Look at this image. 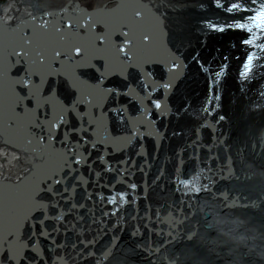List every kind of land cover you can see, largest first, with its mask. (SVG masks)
<instances>
[{"label": "bare ground", "instance_id": "bare-ground-1", "mask_svg": "<svg viewBox=\"0 0 264 264\" xmlns=\"http://www.w3.org/2000/svg\"><path fill=\"white\" fill-rule=\"evenodd\" d=\"M231 2L0 6L4 23L35 27L29 45L20 30L0 31V53L23 51L9 74L2 61L0 122L28 148L0 136V181L36 176L0 190L8 264H264V56L240 75L250 48L232 27L249 13L227 12ZM8 75L22 89L10 92ZM19 89L21 114L11 108ZM223 213L237 220L217 226L230 243L214 224Z\"/></svg>", "mask_w": 264, "mask_h": 264}, {"label": "water", "instance_id": "water-1", "mask_svg": "<svg viewBox=\"0 0 264 264\" xmlns=\"http://www.w3.org/2000/svg\"><path fill=\"white\" fill-rule=\"evenodd\" d=\"M31 20H34L33 18H31V17H28V18H26V19H24V20H19L18 22H17V24L15 25V26H13V25H9V24H6V23H4L3 22V20H1L0 19V31L1 32H4V33H8V32H12V31H17V30H20L19 32V35H20V39L22 40V42L26 45V44H28L29 45V42H30V37L31 36H24V33L25 34H28V33H32V31L34 30V28H32V27H30L29 26V22H31ZM9 26H11V29H10V27ZM23 37H25V38H23ZM20 39H18V40H20ZM18 46H17V44L12 48V50L10 51V52H1L0 53V68H3L2 70H0V73H2L3 71H5V69H6V67H5V65L4 64H6L7 65V71H8V74L9 73H11L12 72V70L13 69H15V68H12L11 67V65H14V66H20V65H18V64H21V61L23 60V55H21L22 53H23V51H18V49H16ZM16 49V50H15ZM11 52H13V53H11ZM2 59V60H1ZM2 61H4V64L2 63ZM11 76V75H10ZM6 79H7V81L9 82L8 83V87H9V90H10V92H12L13 93V90L12 89H14L13 88V85H16V87H19V86H21V89H22V87H23V85L24 84H22L21 82H20V77L18 76H16L15 78L14 77H9V75L8 76H6ZM20 90V89H19ZM22 91L23 90H20L19 91V93H16V95H19V97H17L16 95H14L13 97H17L18 99H19V102H16V101H13V104H12V110H13V112L15 111L17 114H21L22 113V107H21V98H22V95H23V93H22ZM21 92V93H20ZM3 128H6L5 127V121H1L0 122V136L2 137V139H3V141H4V143L5 144H7V145H9V146H12L13 148H15V149H18V150H21V151H23V152H25V153H27L28 152V148H24V147H22V144L18 141H13L14 139H13V136H11V138L10 139H8L7 138V135H6V133H5V131H4V129ZM25 140L26 141V139L25 138H23V136H22V140ZM33 174H34V171L32 170L30 173H28L25 177H23L20 181H18V182H15V183H13V182H9V181H0V190L2 189V190H6V189H11V188H16V187H19L20 185L22 186L24 183H25V181H27V180H30L32 177H33ZM32 176V177H31ZM32 179H34L35 181H36V176L34 177V178H32ZM38 191H40V189H38ZM32 211V213H30V214H33V213H35V212H38V208L37 207H35L34 209H32L31 210ZM30 214H28V216L30 215ZM28 218V217H27ZM26 218V219H27ZM21 226H18L17 228H15V230H17V232H19V228H20ZM206 228H209L208 226H206ZM14 229V228H13ZM0 236H1V234H0ZM25 244L24 243H21V248L22 249H24L25 247ZM0 253L1 254H3V253H6L5 254V257H4V261L2 260V259H0V264H8V261L6 260L5 261V259H7L6 258V255L7 254H9L10 252H9V249L6 247V248H4V249H1L0 248ZM0 254V255H1ZM4 256V255H3ZM102 258H104V257H102ZM102 258H101V260H102Z\"/></svg>", "mask_w": 264, "mask_h": 264}, {"label": "snow or ice", "instance_id": "snow-or-ice-1", "mask_svg": "<svg viewBox=\"0 0 264 264\" xmlns=\"http://www.w3.org/2000/svg\"><path fill=\"white\" fill-rule=\"evenodd\" d=\"M257 2V0H251V4L255 5ZM244 3V0H238V2H231V7H228L226 9L227 12L232 13V12H251V8H241V4ZM137 16L140 15L139 12L136 13ZM251 23L253 24V26L257 29L260 30L261 34H264V0H261V10L256 12L255 15H250L249 17ZM211 27L215 28V25H212ZM229 28L232 27L231 24L228 25ZM245 27L244 24H236L235 28L237 29H243ZM249 32H251V29H249ZM144 39L147 40L148 36H144ZM244 44L249 45L252 44L253 41L251 39H245L243 41ZM260 47L264 48V45H260ZM77 52L80 51L79 48L76 49ZM121 51H123V49H121ZM59 53H57L58 55ZM252 63V56H248L247 60L245 62V64L243 65V71L240 73L241 76H246L248 74L249 71V66ZM176 65L173 64V68H175ZM156 108H160L161 105L159 103H157ZM77 163H79V159H77ZM57 183H59V181H57ZM133 187H135V185H133ZM123 199V196L121 197V200ZM115 201H110V203H114ZM46 231V229L43 228V221H41V235H44V232ZM33 248H35V245H33Z\"/></svg>", "mask_w": 264, "mask_h": 264}, {"label": "rangeland", "instance_id": "rangeland-1", "mask_svg": "<svg viewBox=\"0 0 264 264\" xmlns=\"http://www.w3.org/2000/svg\"><path fill=\"white\" fill-rule=\"evenodd\" d=\"M8 1H10V0H0V6H4ZM106 195V194H105ZM96 199H97V197H96ZM224 215V213L223 214H218V217H217V219H216V221L214 222V224H215V228L216 229H219V232L220 233H222L223 234V236H220V238H222V239H224L225 240V242L226 243H230V234L229 233H227L225 230H223V229H220V228H218L217 226H219V225H225L226 224V222H227V224L225 225L226 227L229 225H234L235 223H236V221L235 220H232V219H228V220H226L225 221V217L223 216ZM231 222V223H230ZM218 224V225H217ZM38 230V229H37ZM36 230V231H37ZM69 230V229H68ZM229 230H230V228H228V232H229ZM37 234H38V232H37ZM30 235H31V233H30ZM29 237V236H28ZM28 237L26 238V236L24 235L23 236V239H28ZM86 238H85V241H83V242H81L82 240H79V241H77L75 244H78V243H80V244H82V247L81 248H84V246H85V244L87 243V241H88V239L90 238L89 237V235H87V236H85ZM239 238H241V237H243V236H238ZM108 242H110V241H108ZM85 243V244H84ZM32 244V243H31ZM52 245L53 244H51V247H52ZM108 245H109V243H108ZM107 245V246H108ZM48 248H50V246L48 247ZM107 248V247H106ZM105 248V249H106ZM147 248H148V246H147ZM104 249V250H105ZM152 249H153V247H152ZM104 250L103 251H101L99 254H97V256H101L103 253H104ZM79 252H80V250H79ZM79 252H77V254H75V255H73V257L72 258H75V257H79V256H81L82 258H86L84 255L85 254H87L88 255V252L86 253V252H83V253H80V254H78ZM69 253V252H68ZM5 254L6 253H4V254H2V256H1V259L2 258H4V256H5ZM4 255V256H3ZM8 255V254H7ZM69 256H71V255H69ZM67 257V256H66ZM67 259H69L68 257H67ZM88 259V258H87ZM97 259H98V257H97ZM89 261H90V263H92V261H91V259L89 258L88 259ZM95 260V259H94ZM95 263V262H94Z\"/></svg>", "mask_w": 264, "mask_h": 264}]
</instances>
